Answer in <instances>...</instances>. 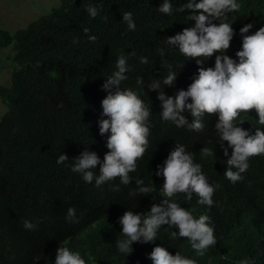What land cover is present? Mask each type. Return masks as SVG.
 <instances>
[{"label":"trees","instance_id":"1","mask_svg":"<svg viewBox=\"0 0 264 264\" xmlns=\"http://www.w3.org/2000/svg\"><path fill=\"white\" fill-rule=\"evenodd\" d=\"M89 2L100 5L101 16L106 19H90L83 8ZM186 2L173 0L174 6ZM160 3L161 0H61L50 13L14 33L0 30V49L11 48L13 65L10 84L0 85V99L8 106V113L0 120V264H45V258L51 264L59 244L79 250L88 264H124L114 243L121 230L117 220L128 208L146 212L156 197L159 203L162 197L158 189L163 178L153 174L151 179L150 171L154 173L176 142L196 154L210 182L221 185L213 196L217 205L211 209L196 205L195 195L191 202L181 205L196 207L198 213L207 212L215 227L217 245L198 258L199 264H234L245 255L264 264V156L252 157L244 179L236 184L224 178L225 165L215 156L207 163L200 161L203 146L212 147L217 157L225 159L219 145L215 146L214 115L203 133H191L161 123L155 90L143 95L145 103H151L153 126L149 148L138 161L137 171L130 175L143 178L146 185L152 184L154 190L149 196L129 195L136 187L134 180L121 186L119 192L111 191L108 184L103 190L94 188L67 167L56 164L61 152L71 159L88 148L103 159L108 151L107 134L101 137L96 124L102 111L100 102L106 95L101 90V72L111 71L119 54L129 57L133 69L125 82L128 87H135L137 76L150 81L165 75L167 65L178 72L175 86L164 89L167 95L181 88L186 90L191 83L197 65L185 61L183 67L184 58L168 49L163 38L190 27L194 21H187L188 11L172 17L159 13L156 8ZM125 12L133 14L135 31L127 30L122 20ZM262 17L261 0H243L241 12L230 14L237 34L227 50L229 56L234 57L240 47L239 28L259 21L250 30L255 31L264 23ZM84 28L96 36L94 43L88 41ZM74 39L78 41L75 44ZM161 47H165L163 58L157 53ZM131 51L134 56L129 54ZM140 56L147 57L148 64H140ZM213 63L214 57L203 66ZM250 115L253 117L249 122L254 123L258 119L254 110ZM244 127L250 124L246 121ZM95 171H99V165ZM118 182L117 178L111 183ZM69 207L76 209L78 222L65 220ZM25 219L36 228L24 229ZM158 238L161 241L155 244H164L172 254L181 251L194 257L183 238L170 241L163 229ZM154 246L134 243L125 264H151L146 254Z\"/></svg>","mask_w":264,"mask_h":264},{"label":"clouds","instance_id":"2","mask_svg":"<svg viewBox=\"0 0 264 264\" xmlns=\"http://www.w3.org/2000/svg\"><path fill=\"white\" fill-rule=\"evenodd\" d=\"M261 2L264 3V0ZM242 3L243 0H187L174 6L173 0H161L156 8L159 13L172 17L188 11L187 21H194L190 27L163 38L168 49L176 50L184 58L183 67L185 61H194L197 65L191 83L186 90L181 88L167 95L165 87H174L178 76V72L167 65L165 75L150 81L137 76L135 87H128L125 82L133 69L128 63L129 57L119 54L113 69L101 72L104 78L101 90L106 95L100 102L102 111L96 124L101 137L107 134L105 147L108 151L103 159L88 148L71 159L61 152L56 164L67 167L94 188L103 190L108 184L111 191L119 192L121 186H128L134 180L136 187L129 195L149 196L154 190L152 184L146 185L143 178L133 177L130 173L137 171L138 161L143 159L149 148L153 126L151 103H145L142 97L155 90L156 99L160 102L159 118L165 125L199 134L204 132L210 118L213 115L216 117L213 126L215 146L219 145L225 159L217 157L212 147L203 146L199 150V160L207 163L215 156L216 161L225 165L223 175L226 180L232 184L242 181L243 174L250 167V159L264 156V23L252 32L250 30L259 21L240 27V47L234 57L227 54L230 42L237 34L229 16L239 14ZM83 8L90 19L98 16L106 19L101 16L100 5L89 2ZM122 20L128 31H135L136 23L131 12L123 13ZM89 31L88 28L83 29L88 41L94 43L96 36L89 35ZM77 42L73 40L74 44ZM157 53L163 58L165 47L157 49ZM129 54L135 55L133 51ZM213 57L212 66L204 67ZM148 62L147 57H139L140 64ZM251 110L258 117L254 123L249 122V117H253ZM246 121L250 124L249 128L244 127ZM97 165L98 172L95 171ZM150 173L151 179L153 174L163 178L158 189L162 199L159 203L155 202L157 197L152 200L150 210L146 212H134L135 207L128 208L118 218L121 230L120 237L114 242L116 253L124 258L125 264L134 251V243H153L155 246L146 254L151 264H199L198 258L205 257L217 245L215 227L207 212L198 213L196 207L181 205L191 202L195 195L196 205L211 209L217 205L213 196L221 185L210 182L203 163L197 162L196 154L179 142L168 151L162 163L156 165L154 173ZM117 178L118 183H111ZM65 220L78 222L74 207L67 209ZM22 226L27 230L36 228V224L28 219L23 221ZM162 229L170 241H181L183 238L194 257L181 251L172 254L164 244H155L160 240L158 234ZM45 264H48L47 258ZM51 264H88V261L79 250L59 244ZM234 264H257V260L254 256L245 255L235 260Z\"/></svg>","mask_w":264,"mask_h":264},{"label":"rangeland","instance_id":"3","mask_svg":"<svg viewBox=\"0 0 264 264\" xmlns=\"http://www.w3.org/2000/svg\"><path fill=\"white\" fill-rule=\"evenodd\" d=\"M61 0H0V30L14 33L31 21L46 15L59 6ZM10 47L0 49V85L10 84L13 65ZM8 113V106L0 99V120Z\"/></svg>","mask_w":264,"mask_h":264}]
</instances>
